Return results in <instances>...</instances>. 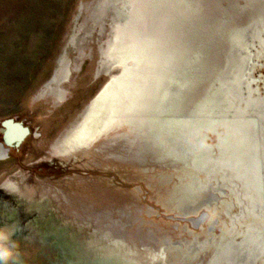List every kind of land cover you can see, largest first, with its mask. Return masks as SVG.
<instances>
[{"label":"rangeland","instance_id":"obj_1","mask_svg":"<svg viewBox=\"0 0 264 264\" xmlns=\"http://www.w3.org/2000/svg\"><path fill=\"white\" fill-rule=\"evenodd\" d=\"M131 1L0 0V120L12 117L28 122L31 133L26 137L25 158L44 170L38 177L21 172L6 177L19 187L24 199L16 196L23 204L18 211L20 236L6 243L0 229V264H181V257L189 253L188 245L190 249L220 236L229 239L224 225L229 219L222 212L224 208L236 212L231 191L220 195L217 214L202 207L187 215L178 207L187 202L183 185L193 179L192 174L207 183L206 169L209 177L238 181L247 191L242 184L246 178H237L230 169L212 162L197 171L186 169L181 162L163 158L145 141L138 152L114 131L74 156L52 153L55 141L79 119L110 74L119 70L99 66L113 31L132 19L131 7L137 4ZM139 1V17L148 24L151 4ZM236 2L220 0V9ZM249 52L248 73L256 81L252 85L264 94V58L257 57L254 48ZM66 68L70 73L64 79ZM55 73L57 80L52 82ZM48 85L53 93L45 92ZM209 136L207 143L215 142ZM194 183L193 190L202 192ZM204 214L197 224L190 221ZM258 221L247 213L238 224L236 238L243 239ZM213 252L214 247L208 245L195 262L207 264Z\"/></svg>","mask_w":264,"mask_h":264},{"label":"bare ground","instance_id":"obj_2","mask_svg":"<svg viewBox=\"0 0 264 264\" xmlns=\"http://www.w3.org/2000/svg\"><path fill=\"white\" fill-rule=\"evenodd\" d=\"M146 1L151 4L148 24L139 17L140 1L132 0L137 4L131 7L132 19L113 31L99 66L119 70L110 74L79 119L55 141L52 153L72 156L114 131L138 152L145 141L186 169L197 171L212 162L232 170L237 178H246L242 184L247 191L238 181L209 177L208 169L206 184L192 174L183 185L187 202L178 207L183 214L194 215L202 207L217 214L220 195L228 191L236 212L229 208L222 212L229 219L224 223L229 239L220 236L190 244V249L188 245V259L181 257V264L190 260L201 264L195 259L208 245L214 252L207 264H264V94L252 85L256 81L248 73L251 48L264 58V0H236L223 10L220 0ZM209 14L217 18L210 20ZM69 73L66 68L64 79ZM49 86L45 92L53 93ZM9 133L14 136L17 131ZM210 134L215 142L207 143ZM194 182L202 192L193 190ZM3 186L16 190L10 182ZM247 213L256 216L258 225L250 226L243 239L236 238ZM204 217L190 221L197 224Z\"/></svg>","mask_w":264,"mask_h":264},{"label":"flooded vegetation","instance_id":"obj_3","mask_svg":"<svg viewBox=\"0 0 264 264\" xmlns=\"http://www.w3.org/2000/svg\"><path fill=\"white\" fill-rule=\"evenodd\" d=\"M10 130L17 131L16 135L12 136L9 133ZM30 133L31 127L24 118L23 121L20 119V122L12 117L0 120V229L6 236L3 238L4 242L9 244L15 242L21 234L18 225H21L22 220L18 218V211L22 209L23 204L18 201L20 199H17L16 196L24 199V195L19 187H16L17 185L12 182L13 180L6 177L15 176V174L19 176V172L30 177H38L44 171L42 168L34 166L32 159L25 158L28 148L26 137ZM8 180L16 188L15 193L3 186L5 182H9ZM24 205H28L27 201ZM12 226L14 227L12 228Z\"/></svg>","mask_w":264,"mask_h":264},{"label":"water","instance_id":"obj_4","mask_svg":"<svg viewBox=\"0 0 264 264\" xmlns=\"http://www.w3.org/2000/svg\"><path fill=\"white\" fill-rule=\"evenodd\" d=\"M103 258L104 259H109L110 261L114 260L113 257H110V256H104Z\"/></svg>","mask_w":264,"mask_h":264},{"label":"snow or ice","instance_id":"obj_5","mask_svg":"<svg viewBox=\"0 0 264 264\" xmlns=\"http://www.w3.org/2000/svg\"><path fill=\"white\" fill-rule=\"evenodd\" d=\"M2 261H3V253L0 252V262H2Z\"/></svg>","mask_w":264,"mask_h":264}]
</instances>
